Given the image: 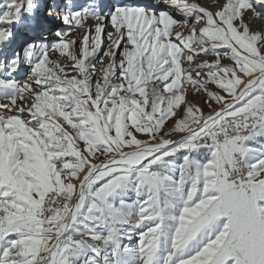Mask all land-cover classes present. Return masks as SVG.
I'll use <instances>...</instances> for the list:
<instances>
[{
  "label": "snow or ice",
  "instance_id": "1",
  "mask_svg": "<svg viewBox=\"0 0 264 264\" xmlns=\"http://www.w3.org/2000/svg\"><path fill=\"white\" fill-rule=\"evenodd\" d=\"M0 264H264V0H0Z\"/></svg>",
  "mask_w": 264,
  "mask_h": 264
}]
</instances>
